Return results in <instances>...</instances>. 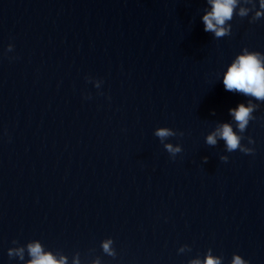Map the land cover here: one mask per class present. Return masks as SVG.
<instances>
[{
  "label": "clouds",
  "instance_id": "clouds-1",
  "mask_svg": "<svg viewBox=\"0 0 264 264\" xmlns=\"http://www.w3.org/2000/svg\"><path fill=\"white\" fill-rule=\"evenodd\" d=\"M207 3L210 4L211 10L202 17L204 31L212 33L217 39L231 34L232 25L230 21L233 20L234 16L245 18L250 11L258 6L259 10L254 11L250 22L254 23L264 17V0H207ZM223 86L226 91L240 93L251 99L247 101V105L239 103L235 108L229 109V114L233 118L237 130L234 131L230 123H222L215 131L207 135L206 144L215 146L217 137H219L224 141L228 152L239 150L244 154H252L254 149L242 144L241 141L245 139L243 133L250 121L255 119L253 113L259 107L257 103L252 102L253 99L264 102V53L243 48L224 73ZM96 87H99V83L96 84ZM154 135L160 139L172 158L182 152V147L179 144L173 145L172 143H164V141L169 137L183 136V132L177 133L171 128L159 127ZM247 140L248 144L255 143L251 137H247ZM203 160L207 162L208 157H204ZM220 160L227 162L228 157L221 156ZM113 242L111 238L104 240L102 249L109 256L115 257L116 253L111 247ZM27 249L31 257L27 264H66L65 257L57 259L51 252H45L38 241L28 243ZM23 251V248L10 249L8 255L12 257L15 254L23 260ZM74 264H80L78 257ZM93 264H99V261H94ZM189 264H221V258L213 256L209 251L203 261L196 259L190 261ZM231 264H249V262L240 255L233 254Z\"/></svg>",
  "mask_w": 264,
  "mask_h": 264
}]
</instances>
